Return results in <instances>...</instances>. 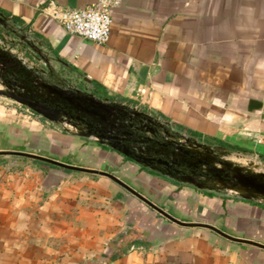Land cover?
<instances>
[{
	"label": "crops",
	"instance_id": "crops-1",
	"mask_svg": "<svg viewBox=\"0 0 264 264\" xmlns=\"http://www.w3.org/2000/svg\"><path fill=\"white\" fill-rule=\"evenodd\" d=\"M94 1L0 0L13 30L0 25V49L22 74L51 65L227 160L264 163V0H120L105 44L48 15ZM15 33L34 46H9ZM5 150L106 170L179 220L264 244L263 198L199 190L0 95ZM229 263L264 264V249L178 225L107 177L0 155V264Z\"/></svg>",
	"mask_w": 264,
	"mask_h": 264
},
{
	"label": "water",
	"instance_id": "water-1",
	"mask_svg": "<svg viewBox=\"0 0 264 264\" xmlns=\"http://www.w3.org/2000/svg\"><path fill=\"white\" fill-rule=\"evenodd\" d=\"M0 25L9 28L1 12ZM21 39L34 46L25 36ZM6 53L0 49V82L5 87L0 89L1 96L26 106L51 122L73 127L80 136L95 137L126 158L199 190L236 191L245 199H264V172H249L243 166L231 163L225 158L228 156L226 150L219 153L213 147L171 133L160 120L108 98L97 97L63 78L51 65L22 74ZM0 155L31 158L62 169L107 177L178 225L209 228L227 239L264 249L262 243L231 236L212 224L179 220L106 170L68 164L30 152L5 150L0 151Z\"/></svg>",
	"mask_w": 264,
	"mask_h": 264
},
{
	"label": "built area",
	"instance_id": "built-area-1",
	"mask_svg": "<svg viewBox=\"0 0 264 264\" xmlns=\"http://www.w3.org/2000/svg\"><path fill=\"white\" fill-rule=\"evenodd\" d=\"M119 1L95 0L78 8H64L50 4L48 15L69 34L97 44H105L111 32L112 11Z\"/></svg>",
	"mask_w": 264,
	"mask_h": 264
},
{
	"label": "rangeland",
	"instance_id": "rangeland-1",
	"mask_svg": "<svg viewBox=\"0 0 264 264\" xmlns=\"http://www.w3.org/2000/svg\"><path fill=\"white\" fill-rule=\"evenodd\" d=\"M12 35H10V41H9V46L13 47L14 49L17 48V45L19 46H24L23 42L21 41L22 39L21 38V33H16V35L12 36L14 38V40H11V37ZM0 89H5V87L2 85V83L0 82ZM67 128H70V129H73V127H68L66 125ZM234 159V157H233ZM231 163L233 164H237L238 162L237 161H230ZM238 164H241L243 166V168L246 170V171H249V172H264V163L261 162L259 160V158H256V157H253L251 158L250 156L247 157V160H242L241 162L239 161ZM143 233H140V238L143 239L144 236Z\"/></svg>",
	"mask_w": 264,
	"mask_h": 264
},
{
	"label": "trees",
	"instance_id": "trees-1",
	"mask_svg": "<svg viewBox=\"0 0 264 264\" xmlns=\"http://www.w3.org/2000/svg\"><path fill=\"white\" fill-rule=\"evenodd\" d=\"M1 13H3V15L5 16V18H6L7 20H9V17H8L6 14H4V12L1 11ZM15 34H16V33H15Z\"/></svg>",
	"mask_w": 264,
	"mask_h": 264
}]
</instances>
